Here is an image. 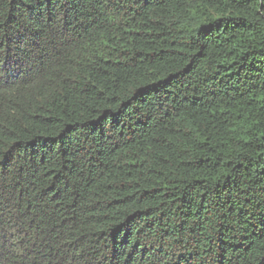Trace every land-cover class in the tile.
Returning <instances> with one entry per match:
<instances>
[{"label": "trees", "instance_id": "1", "mask_svg": "<svg viewBox=\"0 0 264 264\" xmlns=\"http://www.w3.org/2000/svg\"><path fill=\"white\" fill-rule=\"evenodd\" d=\"M0 264H264V0H0Z\"/></svg>", "mask_w": 264, "mask_h": 264}]
</instances>
